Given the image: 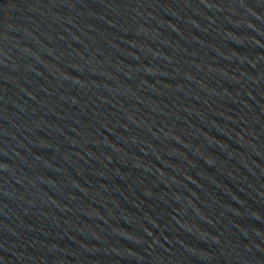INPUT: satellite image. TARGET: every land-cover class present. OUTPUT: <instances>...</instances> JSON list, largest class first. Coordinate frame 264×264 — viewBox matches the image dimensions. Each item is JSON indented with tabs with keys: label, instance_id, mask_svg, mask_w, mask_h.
<instances>
[{
	"label": "water",
	"instance_id": "1",
	"mask_svg": "<svg viewBox=\"0 0 264 264\" xmlns=\"http://www.w3.org/2000/svg\"><path fill=\"white\" fill-rule=\"evenodd\" d=\"M0 264H264V0H0Z\"/></svg>",
	"mask_w": 264,
	"mask_h": 264
}]
</instances>
